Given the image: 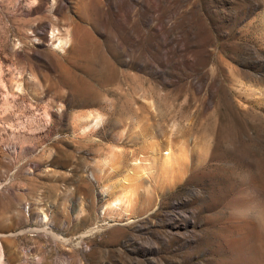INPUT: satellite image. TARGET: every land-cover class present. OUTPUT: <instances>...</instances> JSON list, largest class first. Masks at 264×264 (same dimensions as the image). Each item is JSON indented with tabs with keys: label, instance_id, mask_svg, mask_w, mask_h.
Listing matches in <instances>:
<instances>
[{
	"label": "rangeland",
	"instance_id": "obj_1",
	"mask_svg": "<svg viewBox=\"0 0 264 264\" xmlns=\"http://www.w3.org/2000/svg\"><path fill=\"white\" fill-rule=\"evenodd\" d=\"M263 211L264 0H0V264H264Z\"/></svg>",
	"mask_w": 264,
	"mask_h": 264
},
{
	"label": "bare ground",
	"instance_id": "obj_2",
	"mask_svg": "<svg viewBox=\"0 0 264 264\" xmlns=\"http://www.w3.org/2000/svg\"><path fill=\"white\" fill-rule=\"evenodd\" d=\"M62 44V43H61ZM62 46V45H61ZM98 122L95 123V125H97ZM94 125V124H93ZM171 157H172V151L170 149L166 150L164 153H163V157H162V163L163 164H168L170 163V160H171ZM139 160V159H138ZM135 162H138V161H135ZM185 165V164H183ZM174 166H177L176 164H174ZM181 166V165H180ZM179 167V165L177 166ZM175 168V167H174ZM181 168H183L181 166ZM180 169V167H179ZM175 170V169H174ZM178 170V168H177ZM185 171V170H183ZM175 172V171H174ZM177 172V171H176ZM179 172V171H178ZM177 172V173H178ZM176 174V173H174ZM177 176H179V174H176ZM176 177V176H175ZM180 177V176H179ZM177 179V177H176ZM175 181V180H174ZM258 190V189H249V190H242L241 192L239 191V206H238V221L241 222V229H240V235L242 237H245L246 239H251V238H254V234H253V231H252V226L251 224H253L252 222L253 219H252V216H250L252 213H255V214H259L257 213V201H258V197H256V195L259 193L260 190H258V193L256 194L255 191ZM261 192V191H260ZM259 195V194H258ZM260 197V196H259ZM257 198V199H256ZM262 198V196H261ZM260 199V198H259ZM261 200H259L260 202ZM261 203V206H262V202ZM259 205V203H258ZM260 207V205H259ZM258 207V208H259ZM262 208V207H261ZM261 212V210L259 211ZM264 213V211H263ZM258 216H261V215H258ZM257 216H255L256 218ZM257 220V219H256ZM262 220V219H261ZM236 226V225H235ZM255 226V225H254ZM262 241V240H261ZM255 241H253L252 243H254ZM249 243V242H248ZM256 244V243H255ZM253 246V245H252ZM262 246V245H261ZM264 248V247H263ZM246 250V249H245ZM264 257V256H262Z\"/></svg>",
	"mask_w": 264,
	"mask_h": 264
}]
</instances>
